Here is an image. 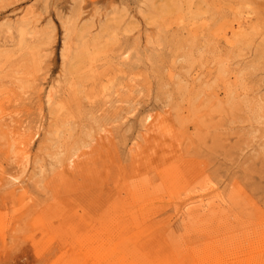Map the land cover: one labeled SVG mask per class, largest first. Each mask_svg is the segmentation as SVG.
<instances>
[{
    "label": "rangeland",
    "instance_id": "obj_1",
    "mask_svg": "<svg viewBox=\"0 0 264 264\" xmlns=\"http://www.w3.org/2000/svg\"><path fill=\"white\" fill-rule=\"evenodd\" d=\"M103 229L264 264V0H0V264Z\"/></svg>",
    "mask_w": 264,
    "mask_h": 264
},
{
    "label": "bare ground",
    "instance_id": "obj_2",
    "mask_svg": "<svg viewBox=\"0 0 264 264\" xmlns=\"http://www.w3.org/2000/svg\"><path fill=\"white\" fill-rule=\"evenodd\" d=\"M21 127H23V125ZM25 127L27 126H24L23 129H25ZM35 135L36 133H28L24 138L19 139V143L22 145L21 150L25 156L29 153V146L33 143ZM165 181L168 188L170 185L175 187L178 184V177L170 179V182L168 179H165ZM206 205H196L195 207L188 208V210L192 211L194 208L202 209L204 207H211L212 203H207ZM134 210L138 212L137 206H135ZM139 211L143 212L142 210ZM216 211L217 210L208 212L212 217ZM187 217L194 220L191 216V212L187 214L186 218ZM103 232L105 233L99 234L94 238H86L84 241L79 242L78 249H73L71 254L64 252L58 259V261L61 262L60 264H175V258L179 254L175 244L169 246L173 240L159 243L153 236L150 239L151 244L146 247L145 251L143 249L141 254L136 251L138 249L137 245H133L131 237L124 235L121 238L123 240L118 241L116 234L121 233L120 231H116L117 233L115 234L113 231L103 229ZM166 247L170 253L168 260H165L162 256V252ZM157 250H159L160 254L155 257L154 255Z\"/></svg>",
    "mask_w": 264,
    "mask_h": 264
}]
</instances>
